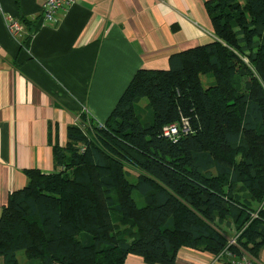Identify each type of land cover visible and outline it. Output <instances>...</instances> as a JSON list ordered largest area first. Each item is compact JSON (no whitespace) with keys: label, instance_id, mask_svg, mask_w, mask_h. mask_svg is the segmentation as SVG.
Here are the masks:
<instances>
[{"label":"trees","instance_id":"16d2710c","mask_svg":"<svg viewBox=\"0 0 264 264\" xmlns=\"http://www.w3.org/2000/svg\"><path fill=\"white\" fill-rule=\"evenodd\" d=\"M205 11L211 43L170 56L167 70L137 71L103 123L82 111L67 127L53 172H24L0 214L3 264H17V252L31 264H176L184 248L225 264L258 260L264 0H210ZM181 119L188 132L165 139L163 127Z\"/></svg>","mask_w":264,"mask_h":264},{"label":"crops","instance_id":"0c3cea01","mask_svg":"<svg viewBox=\"0 0 264 264\" xmlns=\"http://www.w3.org/2000/svg\"><path fill=\"white\" fill-rule=\"evenodd\" d=\"M208 1L75 0L49 22L39 0H0V214L26 170H55L52 148L65 147L83 109L103 123L137 71L167 70L170 56L212 42ZM12 19L18 36L8 32ZM215 259L184 248L176 264Z\"/></svg>","mask_w":264,"mask_h":264},{"label":"built area","instance_id":"2783aa9c","mask_svg":"<svg viewBox=\"0 0 264 264\" xmlns=\"http://www.w3.org/2000/svg\"><path fill=\"white\" fill-rule=\"evenodd\" d=\"M40 1V16L42 21H55L54 15L58 12L64 11L66 8L74 5L75 0H39ZM8 32L12 36H18L22 32V25L19 21L11 20L7 23ZM87 112L86 109H83ZM189 124L185 119H181L178 124H168L163 127L161 133L162 136L168 140L175 141L179 137L180 133L188 132ZM233 241L228 242V245H232ZM226 255H228L226 253ZM214 257V256H213ZM215 262H220L221 264L225 262L221 260V256L214 257ZM231 264H258L257 260L249 256H243L239 261L231 262Z\"/></svg>","mask_w":264,"mask_h":264},{"label":"rangeland","instance_id":"374dc122","mask_svg":"<svg viewBox=\"0 0 264 264\" xmlns=\"http://www.w3.org/2000/svg\"><path fill=\"white\" fill-rule=\"evenodd\" d=\"M200 81H201V84L207 88L210 86V84L213 82L212 78L208 75H201L200 77ZM147 100L146 99H140V103L138 104L139 108L141 109L140 111H138L140 113V116L142 117H147L149 112H147L145 106L147 105ZM134 199L136 200L137 202V205L139 207H142L143 205V202L142 200H140L137 196V193H134ZM228 242L230 241H233V238H228L227 239ZM16 261H17V264H31L29 262V260L26 258L25 254H23L22 252H17L16 254ZM0 264H3L2 263V260L0 261ZM32 264H36V262H32Z\"/></svg>","mask_w":264,"mask_h":264}]
</instances>
